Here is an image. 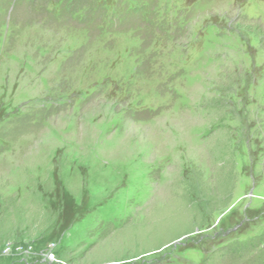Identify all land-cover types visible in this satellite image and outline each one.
Returning a JSON list of instances; mask_svg holds the SVG:
<instances>
[{
	"label": "rangeland",
	"instance_id": "1",
	"mask_svg": "<svg viewBox=\"0 0 264 264\" xmlns=\"http://www.w3.org/2000/svg\"><path fill=\"white\" fill-rule=\"evenodd\" d=\"M0 264H264V0H0Z\"/></svg>",
	"mask_w": 264,
	"mask_h": 264
}]
</instances>
